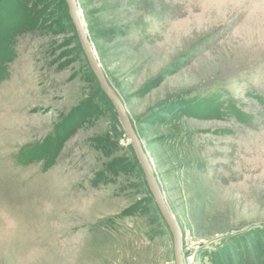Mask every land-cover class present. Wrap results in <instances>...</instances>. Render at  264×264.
Instances as JSON below:
<instances>
[{"label":"rangeland","instance_id":"1","mask_svg":"<svg viewBox=\"0 0 264 264\" xmlns=\"http://www.w3.org/2000/svg\"><path fill=\"white\" fill-rule=\"evenodd\" d=\"M76 1L183 263L264 264V0ZM60 3L0 0V264H175Z\"/></svg>","mask_w":264,"mask_h":264},{"label":"water","instance_id":"2","mask_svg":"<svg viewBox=\"0 0 264 264\" xmlns=\"http://www.w3.org/2000/svg\"><path fill=\"white\" fill-rule=\"evenodd\" d=\"M68 13L71 19V22L75 28L76 35L86 61L99 84V88L106 95L111 105L113 106L115 113L117 115L120 126L127 138L128 143L131 145L134 155L140 165V168L145 176V180L148 186V189L154 199V202L159 209L163 219L165 220L169 231L173 238V251H174V260L175 264H183L182 260V241L180 229L177 225V222L171 213L169 207L167 206L164 197L161 193L159 185L157 184L154 172L152 170L151 164L143 149L141 140L139 139L129 116L121 102L116 91L108 83L105 74L101 68V65L96 57L95 49L93 48L91 42L89 41L83 19L81 17L80 11L78 9V4L76 0H64Z\"/></svg>","mask_w":264,"mask_h":264},{"label":"trees","instance_id":"3","mask_svg":"<svg viewBox=\"0 0 264 264\" xmlns=\"http://www.w3.org/2000/svg\"><path fill=\"white\" fill-rule=\"evenodd\" d=\"M60 2H61L60 6L65 7V2L63 0H60ZM76 43H77V38H76ZM90 74H92V72ZM104 97L106 96L104 95ZM105 99H107V97ZM106 101L111 106V103H109L110 101L108 99ZM239 121L248 130L259 131L263 129L264 128V98L258 97L257 110L254 113H249L244 116H240Z\"/></svg>","mask_w":264,"mask_h":264},{"label":"bare ground","instance_id":"4","mask_svg":"<svg viewBox=\"0 0 264 264\" xmlns=\"http://www.w3.org/2000/svg\"><path fill=\"white\" fill-rule=\"evenodd\" d=\"M181 234V233H180ZM184 264V263H183Z\"/></svg>","mask_w":264,"mask_h":264}]
</instances>
